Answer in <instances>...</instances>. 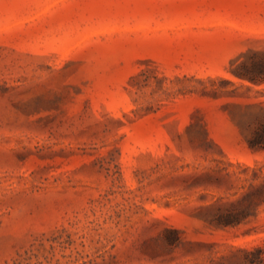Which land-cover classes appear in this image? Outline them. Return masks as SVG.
I'll list each match as a JSON object with an SVG mask.
<instances>
[{
  "label": "rangeland",
  "instance_id": "obj_1",
  "mask_svg": "<svg viewBox=\"0 0 264 264\" xmlns=\"http://www.w3.org/2000/svg\"><path fill=\"white\" fill-rule=\"evenodd\" d=\"M257 51L264 0H0V264H264Z\"/></svg>",
  "mask_w": 264,
  "mask_h": 264
},
{
  "label": "trees",
  "instance_id": "obj_2",
  "mask_svg": "<svg viewBox=\"0 0 264 264\" xmlns=\"http://www.w3.org/2000/svg\"><path fill=\"white\" fill-rule=\"evenodd\" d=\"M236 75L248 80L252 84L264 83V51L254 52L249 58L245 59L238 68L233 69ZM251 87L250 84H246ZM263 103V101L261 102ZM251 129L250 135L247 139L248 145L253 149H264V113L257 114L254 121L248 124ZM257 205L264 203V183L256 190ZM239 212L230 211L224 213L220 210L213 215L212 220L219 225L235 222L238 220ZM167 240L170 244H175L181 239L178 229H168ZM173 233V234H172Z\"/></svg>",
  "mask_w": 264,
  "mask_h": 264
}]
</instances>
